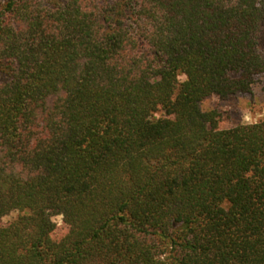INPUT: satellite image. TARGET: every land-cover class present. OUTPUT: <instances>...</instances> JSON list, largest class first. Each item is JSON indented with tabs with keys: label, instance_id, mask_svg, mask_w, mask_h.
Segmentation results:
<instances>
[{
	"label": "trees",
	"instance_id": "obj_1",
	"mask_svg": "<svg viewBox=\"0 0 264 264\" xmlns=\"http://www.w3.org/2000/svg\"><path fill=\"white\" fill-rule=\"evenodd\" d=\"M260 76L264 0H0V264H264Z\"/></svg>",
	"mask_w": 264,
	"mask_h": 264
},
{
	"label": "rangeland",
	"instance_id": "obj_2",
	"mask_svg": "<svg viewBox=\"0 0 264 264\" xmlns=\"http://www.w3.org/2000/svg\"><path fill=\"white\" fill-rule=\"evenodd\" d=\"M206 111L216 110L220 116L219 126L222 129L232 128L241 124H253L264 120V76L257 78L249 93H242L221 99L213 96L205 100L202 104ZM158 117H166L164 111L157 113ZM17 213L0 219V227L9 225L17 218ZM57 229L53 233V238L60 239L66 232L67 227L61 216L55 217Z\"/></svg>",
	"mask_w": 264,
	"mask_h": 264
}]
</instances>
